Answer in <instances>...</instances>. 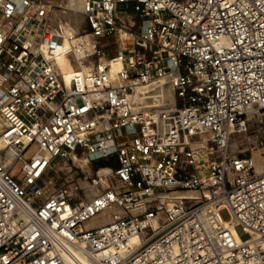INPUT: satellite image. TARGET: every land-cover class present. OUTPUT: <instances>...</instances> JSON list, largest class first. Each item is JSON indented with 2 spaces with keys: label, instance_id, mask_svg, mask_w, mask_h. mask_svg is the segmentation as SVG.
<instances>
[{
  "label": "built area",
  "instance_id": "2783aa9c",
  "mask_svg": "<svg viewBox=\"0 0 264 264\" xmlns=\"http://www.w3.org/2000/svg\"><path fill=\"white\" fill-rule=\"evenodd\" d=\"M81 14L89 32L67 33L47 3L0 0V264H65L75 246L97 264H264V172L229 151L264 119V0H86ZM72 156L117 166L76 179Z\"/></svg>",
  "mask_w": 264,
  "mask_h": 264
},
{
  "label": "rangeland",
  "instance_id": "374dc122",
  "mask_svg": "<svg viewBox=\"0 0 264 264\" xmlns=\"http://www.w3.org/2000/svg\"><path fill=\"white\" fill-rule=\"evenodd\" d=\"M33 1L44 2L50 6V23H51L52 27H56L58 25L59 21L61 22L62 25L67 22V20H65L66 18L64 19V17H63L64 15H60V13H63L64 11H66V9L63 8V6L67 4V0H33ZM54 11L56 14H54ZM58 12H59V14H58ZM79 15L83 18V23H82L80 30L77 33H81V34L82 33H88L89 30L87 27V23H86L83 15L81 14V12ZM58 17H59V19H57ZM125 17H126V20H125L126 24L132 25L135 22V16L132 12H129V14L126 15ZM63 21H65V22H63ZM99 45H100V47H102L104 49V52L106 53L107 57L111 58L119 50L120 41H119L118 36L115 34V35L111 36L110 38H106V39L101 40ZM229 151L231 152L230 154L232 156H236L238 158H242V159H251L252 158V160H255V161H253L254 166L257 163L256 159L253 158L254 156L255 157L258 156L259 159L261 157V160H264V119H263V121H262V119L257 120V121L251 120L248 131L245 134L234 136L231 139L230 145H229ZM70 165H71V163H70ZM74 166H77L76 167L77 169H75V167H73V173L74 172L77 173L76 179H83L85 176L87 178L93 176L96 173V171H98L101 168H107V167L115 168L117 166V164L115 163V161L113 159H109V160H105V161L104 160L92 161V162H90L89 167L87 169H85V168L81 169L75 163H74ZM255 169H256V166H255V168L253 167L251 174L256 175L259 173ZM54 170L57 171V168L53 167V169H49L43 177L45 180H48L49 178L53 177V179L51 181L52 185L48 187V190L46 191L45 197H47L49 194H51L53 191H55V189H57L60 186L61 181L63 179V173L61 171H57L56 173H54ZM18 176H19V174H17V177ZM78 199H84L85 200L82 193L79 195ZM108 214L109 213L107 211H105L104 213H102L101 215H99L98 217H96L92 221H90L88 224H86V226L93 228V227H96L98 225H103V224L107 223L109 221V215ZM221 216L224 220L227 219V213L225 211L221 212ZM236 233L238 234V236L242 235V233L239 229L236 230Z\"/></svg>",
  "mask_w": 264,
  "mask_h": 264
},
{
  "label": "bare ground",
  "instance_id": "6f19581e",
  "mask_svg": "<svg viewBox=\"0 0 264 264\" xmlns=\"http://www.w3.org/2000/svg\"><path fill=\"white\" fill-rule=\"evenodd\" d=\"M85 1L86 0H67V4L63 6V8H65L66 11H64L63 13H60V15H64L63 16L64 19L66 18L65 20H67V22H68V23L67 22L65 23L68 26V28H66L67 33H77L80 30L82 23H83V18L79 14L83 9ZM19 6H20V3H19ZM54 14H56L55 11H54ZM58 14H59V12H58ZM57 19H59V17ZM120 19L123 21V24H125L126 27L131 30V27L133 24L132 25L126 24L125 23L126 17L123 15H120ZM63 22H65V21H63ZM61 25L62 24L59 21L58 26H61ZM62 59L63 58H60L58 60V62L62 63L63 62ZM81 68L83 70L87 69L86 66L83 64H81ZM117 68H118V65L112 64L111 68H110V72L111 73L115 72L117 70ZM62 71H63L64 81H65L66 85H68L69 81H70V71L66 67H63ZM155 93L156 94L161 93L164 97H165V95L168 96L167 87L165 86V84L162 81H160L159 83L156 84ZM250 120H252V121L253 120L254 121L260 120V116L250 115ZM31 152H32V150H30L29 153H31ZM257 157H255V156L253 157L257 161V163L255 165L256 166L255 170H257L259 173H262V172H264V160H261V157H260V159H259V157L258 158ZM71 158L73 160V163L77 164L82 169H84V168L87 169L89 167V162H88L87 158L77 157V156H72ZM253 161H255V160H252V158H251L252 165L254 166ZM12 163H13L12 153L6 152L5 155L3 156L4 167L8 168ZM255 166H254V168H255ZM13 170H14L13 172H15L17 170V166L14 167ZM98 174L107 176L110 174V170L108 168H101V169H99ZM45 182H47V181L45 180ZM78 183H79L80 187L82 188L84 197L87 201L91 200L96 195V193H97L96 189H94L93 187H90L86 180H79ZM77 197H79V196L77 195ZM106 211L109 213L108 214L109 215V221L107 223H109L113 219L114 216H117L119 214V211L115 210V209L114 210L113 209L112 210H106ZM104 212L105 211L101 212L100 214H98L94 218L98 217L99 215H101ZM94 218H92L90 221H92ZM90 221L85 223L82 228L92 229V228L86 226V224H88ZM98 226H100V225H98ZM98 226H96V227H98ZM93 228H95V227H93ZM132 242L135 243V240H132ZM69 251H70V253L64 254V256H63L65 264H97L95 259L92 256H90L83 249V246L71 247V248H69Z\"/></svg>",
  "mask_w": 264,
  "mask_h": 264
}]
</instances>
